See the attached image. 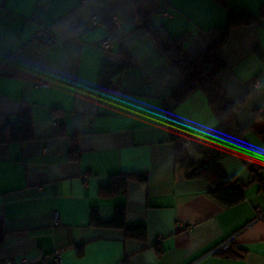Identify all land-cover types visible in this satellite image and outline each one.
Listing matches in <instances>:
<instances>
[{"label": "crops", "instance_id": "crops-1", "mask_svg": "<svg viewBox=\"0 0 264 264\" xmlns=\"http://www.w3.org/2000/svg\"><path fill=\"white\" fill-rule=\"evenodd\" d=\"M263 3L156 0L152 10L142 0L140 12L184 53L198 57L220 40L230 13L245 9L260 17ZM115 17L120 27L112 24ZM44 29L52 30L51 46L37 38ZM108 38L110 51L101 47ZM257 46L264 51V20L233 29L220 51L227 70L219 85L237 103L247 95L238 111L243 129L255 124L256 112L264 114V62L254 53ZM130 62L135 67L114 78L109 91L99 89L104 66L122 70ZM180 82L154 39L139 28L136 0H0V129L25 111L34 121L32 140L0 145V222L6 232L0 261L51 264L60 254L62 264H264V190L244 163L237 157L220 163L245 185V200L230 208L210 196L208 183L188 180L176 164L168 111L199 143L217 125L201 90L174 103ZM245 139L264 143L253 130ZM75 146L77 160L71 157ZM186 152L202 164L191 146ZM255 161L264 171V163ZM238 170L246 171L237 176ZM121 174H146L148 182L131 181L126 194L100 196ZM118 206L126 207L128 226H146L145 242L94 226L92 211L108 223ZM228 240L245 253L241 258L211 254Z\"/></svg>", "mask_w": 264, "mask_h": 264}, {"label": "trees", "instance_id": "trees-1", "mask_svg": "<svg viewBox=\"0 0 264 264\" xmlns=\"http://www.w3.org/2000/svg\"><path fill=\"white\" fill-rule=\"evenodd\" d=\"M219 3L225 0H216ZM142 0H136L139 15V28L144 29L154 39L166 59L178 71L181 82L180 86L172 93V99L176 105H181L191 94L201 90L208 99L212 108L217 125L211 136L214 141L197 142L191 133L174 117L171 111L169 116V142L176 147V164L180 170L186 174L188 180L204 181L211 186L210 196L230 208L241 204L245 200V185L235 178L229 177L221 168L222 160L231 157L239 158L250 170L253 181L261 184L264 190V171L258 166L255 160L249 159L248 155H236L234 151H229L233 137H239L241 141L245 139V133L253 130L258 133L264 141V114L255 113V124L249 128H241L238 120V111L245 103L247 95L237 103L218 83V77L227 70V64L220 58V51L229 41L231 31L235 28L261 24L264 20V9L260 17L253 16L249 11L242 9L228 15L227 24L219 29L220 40L211 45L205 53L198 57H191L180 48L179 42L164 37L161 29L152 26L148 16L140 12ZM152 10L155 9L156 0H148ZM255 55L264 62V51L260 46L254 48ZM122 56L131 60L128 53L121 52ZM135 65L130 62L124 69H117L104 66L99 77V89L109 91L114 78L123 73L126 69H132ZM54 112H59L54 109ZM34 138V121L32 113L25 111L20 113L16 120L7 118L3 129H0V145L8 142L25 143ZM191 146L194 151L203 159L201 165L197 166L188 156L186 147ZM80 150L74 147L71 152L73 159H79ZM131 181L141 183L148 182L146 174H121L112 176L107 186L100 189V196L109 197L118 194H126ZM91 220L94 226L123 230L125 237L130 240L145 242L147 240V228L145 225L128 226L127 209L125 206H118L114 211L112 221L102 223L96 210L92 211ZM5 228L0 222V246L5 242ZM161 252L160 248H157ZM245 253L235 249L234 244L224 254L229 258H241Z\"/></svg>", "mask_w": 264, "mask_h": 264}, {"label": "built area", "instance_id": "built-area-1", "mask_svg": "<svg viewBox=\"0 0 264 264\" xmlns=\"http://www.w3.org/2000/svg\"><path fill=\"white\" fill-rule=\"evenodd\" d=\"M263 9H264V3H263ZM112 24L115 27H120L121 21L119 17H115L112 20ZM37 38L42 40L47 46H51L54 43L53 37H52V30L51 29H44L41 31L38 35ZM101 47L107 51H110L113 48V41L111 38H108L107 40L103 41L101 43ZM57 124V123H55ZM55 224L58 225L60 222V217L58 214L55 215L54 218ZM232 246V241L228 240L224 242L223 244L217 246L214 248L211 252L212 255H217V254H224L226 253ZM62 256L60 254H56L53 256L51 264H62ZM0 264H33V262L30 259L23 258V259H7L0 261Z\"/></svg>", "mask_w": 264, "mask_h": 264}, {"label": "clouds", "instance_id": "clouds-1", "mask_svg": "<svg viewBox=\"0 0 264 264\" xmlns=\"http://www.w3.org/2000/svg\"><path fill=\"white\" fill-rule=\"evenodd\" d=\"M213 131L209 129L204 133V139L206 141H214L215 137L209 135V133ZM232 145L229 148V151H234L236 155H245L247 154L249 159L257 160L264 163V143L253 144L248 142L247 140L241 141L239 137L232 138ZM246 170H238L237 176H241L242 172Z\"/></svg>", "mask_w": 264, "mask_h": 264}]
</instances>
